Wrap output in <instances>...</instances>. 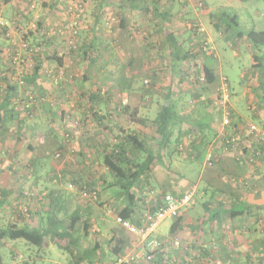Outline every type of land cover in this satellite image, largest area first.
<instances>
[{
	"label": "crops",
	"instance_id": "0c3cea01",
	"mask_svg": "<svg viewBox=\"0 0 264 264\" xmlns=\"http://www.w3.org/2000/svg\"><path fill=\"white\" fill-rule=\"evenodd\" d=\"M31 1L42 4L45 0ZM63 1L65 0H58L57 2ZM133 1L125 3V8L122 9L119 17L123 19L124 24L123 27H119L118 42H115L108 49L109 56H111V51H113L111 48L113 47L116 53L123 58L119 63L118 58H113V60L105 58L106 60L99 61L101 64L96 63L100 60V57L98 58L100 51L96 45L98 42L97 35L95 34L98 27L94 26L95 19L99 17L97 14L91 19L92 33H89V42H91L89 44L95 53L93 54L96 55L95 63L91 68L87 66L86 75L83 74L81 78L75 81L83 87H88L90 84L100 87L106 85V83L99 81L101 75H107L105 78H107L111 93L101 95L98 92L91 93L89 91L90 93L85 95L86 97L82 96V99L75 100L76 104L74 105L73 102L68 111H56L53 107L54 101L50 102L53 97L49 99L50 103L47 102V106L43 107L44 113L49 115L50 121L51 118L57 120V124L60 123L59 119L64 121H61L59 127L55 123L53 127V124L48 122L47 125L49 126L43 132L36 131V126L32 125L24 133L27 134V138L32 139L31 145L28 147L33 151L41 146L39 141L37 142V134L41 137L40 141L44 151L61 149L64 155L60 158V166H56L53 162L47 164L48 170L46 168L42 175H36L35 170L29 174L28 178H35V180L33 178V184L43 182L41 178L46 180L49 186L45 187V191L25 193L26 190L20 189L19 193H5L6 197L1 196L0 226H6L8 223L30 227L43 226L46 223L47 215L55 213L57 217L62 219L58 234L46 236L39 250L44 251L43 254L46 258H53L52 252L56 251L55 247H58L60 250L58 249L57 252L62 250L70 255L69 258L64 257L67 264H110L125 251L136 248V237L118 223L116 227L110 228L105 221L106 218L102 216L100 218L102 222L98 224L99 226L95 222V219L100 217L102 210L106 209L114 218V215L118 214L127 203L118 190L115 189L114 192L110 190L114 187L108 185L113 180V175L104 166L103 159L106 152L111 151L110 149L113 148L115 142H118L128 132L137 134L139 141L146 149L156 147L159 139L155 137V126L152 124V120L158 110L157 102L164 100L168 88L172 87L169 101L175 103L176 113L181 122L173 128L170 141L167 143L168 146L165 149L162 147L160 157L152 160V169L147 174H142L140 179L146 180V186H151L159 191L156 196H159L157 199L168 192H173L172 194L176 196L188 191L194 192L195 203L180 212L178 216L181 219L179 228L174 233L170 232L168 236L179 237L184 246L197 245L199 248L201 247L203 255L198 258L193 256L194 258L191 259L185 256L188 251L186 249L180 252L168 248L166 251L158 253L155 260L148 264H212L211 258L220 259L223 264H264V249L260 248V246H264V242H262L264 234L259 226L261 218H264V142L255 139L246 131L248 122L237 111L238 100H235L233 104L230 102L227 104L230 125L225 126L224 130L227 135L236 136L237 147L227 150L220 132L219 116L224 110L216 103L218 95L215 90L218 88L217 85L224 78L228 81L218 66H215L218 59V47H221L220 44L216 43V38L225 40L226 44L232 47L234 39L240 37L237 34H231L234 30L232 28L229 29L221 25L217 29L215 23L219 22L218 14L213 11L214 7L208 5V1L205 2L207 4L205 20L201 14L199 18L205 26V35L210 51L205 52L207 56H202L203 61L199 58V62H205V64L213 67L218 77L214 83L204 84L201 81V76L196 73V70L200 69L201 63L196 66L194 61L188 59L183 62L181 69L173 62H169L167 54L171 38L176 40L177 47L182 52L190 50L194 55L195 53L200 54V41H198L197 36L178 25V22H181L182 25L187 16L195 17V0ZM232 1L240 0H221L224 9ZM18 2L22 3V0L5 2L8 7L6 11L8 18H11L12 15L10 14L14 12V9L9 8V6ZM132 6L134 7L130 8ZM3 11L5 13L4 9ZM117 11L118 8H116V14ZM52 13V10L49 9H44L42 14L38 13V17H40L38 21L45 28L41 29L42 31H47L51 25L49 22H53ZM91 14L93 17L94 13ZM141 30L144 32L142 35L140 34ZM37 35L39 34H36V39ZM50 38L52 41L50 40L49 44L57 45L56 40L52 39L53 37ZM138 52L154 56L151 57L152 60L148 56L144 59L139 56ZM3 54L2 48L1 56L3 58L0 59V69H5L6 66L10 67L8 63L4 62L3 59L6 55ZM153 60L154 63L149 66L148 64ZM145 63L147 64L146 67ZM56 65H58L57 62ZM90 69L96 74L93 75ZM187 69L189 70L187 71ZM135 70L138 72L136 73ZM192 71L194 73H190ZM166 72L170 73L168 81L162 80L159 76ZM178 74L187 79L184 80V84V78L177 79ZM135 75L149 77L151 90L141 93L134 81ZM29 76L30 78L34 77V83L40 84L38 80L39 78L42 79L39 77V71H33ZM241 76L244 77V74L242 73ZM185 85H190V88L183 89L181 87ZM257 85L258 89L261 88L258 92L261 94L253 93L250 89L252 93L248 108L252 117L264 121V82L261 87H259V83ZM246 91L248 92V89ZM197 95L198 97H196ZM188 99L194 100L189 101ZM149 102H154V106L145 104ZM181 102L183 105L179 106L178 103ZM187 102L191 104L185 106ZM124 105L129 107L130 112H122ZM89 108H93V112L88 111L89 113H87L86 110ZM72 118L79 119L82 127L72 129L71 138L67 140L63 137V133L67 132V122ZM16 124L19 125V123ZM20 126L22 125L20 124ZM258 126L264 129V122ZM21 130L26 129L22 127ZM204 138L207 139V142H203ZM131 147L127 146L138 155L141 162L144 161L143 150L139 154ZM210 147L214 152V162L212 166H205L204 153ZM41 159H43L42 154L30 153L26 163L28 166L36 165ZM45 173L46 176L44 177ZM145 177L147 178L145 179ZM89 179L91 180L88 182ZM85 182L87 184L92 182V186L97 187L98 193L94 199H87L86 201L79 196L80 190L87 189L86 191H89L87 184H84ZM42 185L44 186V184ZM101 191L103 193H100ZM146 195L147 193H135L134 214L128 219L134 224L145 210L142 197L144 196L147 201ZM236 204L247 211L232 218V210H237ZM76 211L81 213L77 218L76 226L73 230L68 229L70 216ZM178 217L174 218L173 222ZM64 229L70 235L63 238L59 233ZM75 232L84 237V244L86 242L87 248H81L84 244H80V238L73 241L72 236ZM260 234L263 238L259 237ZM114 236H124L123 238H125L121 254L113 255L112 253V242L109 244V241ZM214 244L217 246L216 250L211 249ZM203 245L205 247H202ZM31 246L19 239L5 241L0 250L3 258L2 264H9L4 263L5 257H11L20 264L27 261L36 263L35 259L41 258V256L37 251L34 258L35 252ZM30 252L33 253V256L29 254ZM163 258L167 260L166 263L161 261ZM186 259L188 260L186 261ZM66 263L64 262V264Z\"/></svg>",
	"mask_w": 264,
	"mask_h": 264
},
{
	"label": "rangeland",
	"instance_id": "374dc122",
	"mask_svg": "<svg viewBox=\"0 0 264 264\" xmlns=\"http://www.w3.org/2000/svg\"><path fill=\"white\" fill-rule=\"evenodd\" d=\"M205 2H207L208 5H210L211 7H214L213 11L216 14L220 15L221 13L225 11L229 13L230 16H233L236 19L238 26L235 30H233L231 34H234V35L238 33L243 34V36L240 37L239 39H234L235 41H233L232 47L228 46L225 40L219 37L216 38V43L220 44L221 47H218V51H217L218 59H217V64H215V66L216 67L218 66V69L220 70V72L224 76H226V78L228 79L230 96L227 101V104L229 102L233 104L235 100H238V103L236 104L238 108L237 111L245 118V120H247L248 123H256V125L258 124L261 126L264 121L251 116V111L248 108V102L250 100V96H251L250 94L252 93V91L253 93L256 92L257 94H259L258 92H260L261 88H259V91H256L258 90V87H257L258 82L259 83L264 82V79H263L264 78V46L254 45L252 41L247 38L246 34L251 30H254V31L264 30V0H245V1H236V2L232 1V3H230L229 6H225V9H224V6H222L221 0H213V1L195 0L194 6H195V10H196L195 13L197 15V18H196V15L195 17L187 16L183 24L181 25V22L180 23L178 22V25H180L181 28L183 26L184 29L187 30L185 26L186 21L196 19L198 22H200V18H199L200 14L203 16V19H204V15L206 12L205 9L207 8V4H205ZM18 3L11 4L9 8L14 9L15 13H17L16 11L17 9H19L22 15H26L25 13L27 12V10L25 11V7L23 3H20V2ZM30 3H32L34 7L30 6L31 12L29 13L27 20L25 21L26 25L24 27L19 26L20 29L18 30L16 29L17 27L15 26V24H13L12 20L9 21L6 18L2 17L4 21L6 22L8 21V28H7L6 36L9 37L10 39H8L5 35L0 36L1 38L0 42L3 43L2 44L3 51H4V54L6 55L3 59L4 62L6 64L7 63L10 64L12 62V58L10 57V54H12L11 56L16 54L18 56V61H19L17 63L19 66L21 65V68H23L22 69L23 76L24 75L29 76L30 74H32V72L34 71V67H35V63L33 64V62L37 58H34V56H31V52L28 48L22 47V44L24 43L22 36L25 33H28L29 29L36 27L35 22L38 20V18H40L38 17V13L42 14L44 12V9H46L42 7L40 3H35L33 1H31ZM199 3H201L202 5L200 9H198ZM78 4L80 5L79 8L81 9V11L78 9ZM5 5L6 3L3 0H0V9H1L2 14L4 13L3 9L5 10V14H6L8 7L7 5L5 7ZM55 7L56 9L52 11L53 13L51 16V18L53 17V22L52 23L49 22V24L51 25L50 27H48L47 31L50 37H53L52 39L56 40L57 45L50 44L47 47L45 43L41 42L40 50L37 52L38 58L41 57L40 59L41 68L39 70V77H41L42 80H40V78L38 80L40 81L38 82L40 84H36V83L28 84L25 81L23 83H18L16 81L17 72L11 77H12V80L14 82H17L18 84L17 90L19 92V99H22L24 97L25 91L28 88H30L31 92L35 94V97L36 99H38V101L39 100L41 101L42 98L51 99L53 97V101H54L53 107L56 111L57 110L68 111V108L71 109V105H73V102H74V105L76 104L75 100H80L83 97H86L85 95L90 93L89 91H91V93L98 92L101 95H104V94L111 93V90L109 89L107 78H105L107 77V75L105 76L103 74L101 75L100 77L101 80L99 81L100 82L102 81V83H106V85H103L100 87L94 84H90L88 87H83L79 82H78L79 84L75 82L79 78H81L83 74L86 75L85 73L86 69L84 68V65L80 62L79 57L77 56V51L74 52L73 51L74 49L69 50L68 43H67V38L68 37L70 38L71 36L75 34L73 33L74 30L76 32L75 40H74L76 41L75 43L76 50H77L78 43L82 42L83 39L89 41L90 39L89 33H92V29L90 26V24L92 25L91 19L96 17L95 15H97V13H100L99 9L95 7V5L93 4L91 0H85L84 2L82 0H65L61 3H58L57 6ZM103 11L104 12H101V14H99L101 16L99 17L101 22L98 23V26H97L98 28L95 31V34L97 35V41H98L96 45H97L98 50L100 51V54L98 56V58L100 57V60L96 61V63L101 64V62L99 61H103L105 58L107 60L109 58H111L112 60L113 58L115 59L118 58L119 59L118 63H119L123 57H121L120 54H117L115 49H113V47L111 48V50H113L114 53L113 51H111V56H109V50H108L110 49L109 47H111V45H114L115 42H118V39H117L118 32H120L119 26H118L119 18L116 16L117 15L116 7L114 6V4L109 2L108 5L103 7ZM12 13L10 15H13ZM91 13H94L93 17ZM111 18H113L115 25L112 28H108L106 22L104 24V20H110ZM72 24H73L74 29L71 27ZM65 26H67L68 28H66ZM61 27L62 29L63 28L66 29V32H64L63 35L59 33V30ZM143 30H141L140 32L141 35L144 33ZM196 36L198 38V41L202 40L199 35H196ZM27 42L28 44H30L29 39H27ZM34 43L33 41H31L32 45ZM233 51H235V54H233ZM140 52H138V54H140ZM122 54H123V51H122ZM253 55L259 56L262 61L261 66L257 70H255L252 67L254 63ZM139 56H142L145 59V57H147L148 54L142 53ZM152 56L154 55L149 54L148 58L152 60L151 59ZM53 57H62L63 59L62 62L63 63L66 62L67 64L70 65L69 66L70 69L71 68L73 69L70 71L72 75L74 74L71 81L61 80L60 83L55 84L52 82L51 78L47 75V72L45 73V70L49 68L52 69L56 66L55 59H52ZM153 63H154V60L152 62L150 61L148 65L150 66ZM146 66L147 64L145 65V67ZM14 68L16 69L15 71H17V64H14ZM65 70L68 71L66 67H65ZM137 72L138 71H136V73ZM91 73L93 75L96 74L95 71H91ZM190 73H194V72L192 71ZM242 73L244 74V77L241 76ZM258 73L261 74L262 77H260L261 80L257 81V78H259ZM159 76L162 78V80L168 81L170 73H167V72L162 73ZM134 77H135L134 81L137 83V86L139 87V90L141 91V93L147 92L148 87L150 88V78L147 76L143 77V75H138V76L135 75ZM90 78L92 79V77ZM21 79H22V76H21ZM144 79H148V86L144 84ZM184 80L186 81L187 79L184 78L183 81ZM185 81L183 82V84L185 83ZM191 84L192 82L190 83V85ZM190 85H185L181 87L183 89H188L190 88ZM2 86H3V83L0 80V94H1ZM45 88H49V89H45ZM247 89L249 93L246 91ZM250 89H252V91ZM215 91L217 92V89ZM217 95H218V92H217ZM48 99L47 101L39 102L41 104L39 103L36 104L30 110L29 114L24 113V110H22L23 111L22 113H24V115L19 113L18 118L14 122L10 123V130L0 131V160H2V163L0 165V167L2 166V169L0 172V191H2V189H7L9 193H14L12 192L11 189H13L14 191H19L21 189V190H26L25 193H41L45 191L46 186H49V184L46 183V180L44 178H41L43 182H40L38 184L36 182L35 184H33L32 181L34 177L28 178V176L34 170L36 172V175H42L44 171H46V168L48 170V167H46L47 164L49 165L54 162L56 166H58L61 163L59 157H55V155L58 153V150H55V151L52 150V152L48 150H47L48 152L46 150L44 151L42 142L40 141L41 137L39 134H37V137H38L37 142L39 141L38 143H40L41 146L38 149H35L36 151H33V149H30L28 147V145H31L32 139L27 138V134L24 133V131H27L28 127L32 125L36 126V129H35L36 131L40 130L43 132L49 126L47 125L48 122L50 124H53V127L55 126L54 123L57 124L56 123L57 120L51 118V121H50L49 115L47 116V114H45L43 111V107L46 104H48L47 102H49ZM192 100L194 99H190L189 101H192ZM189 103L190 102H187L185 103L186 105L185 104L184 105L188 106L191 104ZM145 104L147 106L148 105L152 107L154 106V102L152 103L149 102ZM178 104L179 106L183 105L182 102ZM87 105H88V102H87ZM179 108L181 109V107ZM88 111L93 112V108H89L88 110H86L87 113H89ZM226 111L229 112L227 106H226ZM220 114L221 115L219 116V118L221 119L223 112ZM228 116H229V113H228ZM61 121H64V120L59 119L60 123L57 124L56 126L59 127V125L61 124ZM68 122H69L68 123V129H69L71 123L70 121ZM16 123H19V125L21 124L22 127H25L26 129V130H20L21 131L20 135H18L15 132V127L17 125ZM35 152L37 154H42L43 159L38 161L36 165L28 166L26 163V159H28L30 153L35 154ZM11 156H14L15 163H16L15 169L13 170L14 174L9 173L7 168H5L6 163L12 160ZM45 156H47V158H44ZM45 176H46V173L44 174V177ZM41 183L44 184V186ZM64 184L66 183L64 182ZM115 189L117 190L116 187H112L110 190L114 192ZM100 193H103V192L101 191ZM101 216L106 218L105 221L107 222L108 227L113 228L117 226V222L114 220L113 216L107 212L106 209L102 210V213H100V217L95 219V222L97 225L102 222V220L100 219L102 218ZM261 219L262 220L260 221L259 226L260 228H262L263 230L262 232L264 234V223L262 222L264 221V218H261ZM172 222H173V219H165L164 221H162L157 227L156 231L153 233V235H151L150 238H160V237L168 236L170 234V226ZM259 237L263 238L261 234ZM74 238H80V241H79L80 244H84V237L79 236L78 232H75ZM262 242H264V240ZM31 248L34 249V252H35L34 256H33V253L30 252L29 254L31 256L35 258L37 251L39 252V255L41 256V258L35 259L36 264H64V262L66 263V260L64 259V257L65 258L70 257V255L65 251L61 250V252H57V250L59 249L58 247H55L56 251L52 252V257L55 259L50 258V257L46 258L43 254L44 251L39 250V248L35 246H31ZM81 248L82 249L87 248L86 242L83 246H81ZM260 248L264 249V246H260ZM197 251H199V246L191 245V250H188L187 254L185 255H187L190 258H194L195 253ZM202 253L203 252H201V254ZM55 254H57L58 256H56ZM4 263L20 264L19 262H16L11 257H8V258L5 257ZM212 264H214V259L212 260Z\"/></svg>",
	"mask_w": 264,
	"mask_h": 264
},
{
	"label": "trees",
	"instance_id": "16d2710c",
	"mask_svg": "<svg viewBox=\"0 0 264 264\" xmlns=\"http://www.w3.org/2000/svg\"><path fill=\"white\" fill-rule=\"evenodd\" d=\"M3 1L8 2V0H3ZM57 1L58 0H45L44 2H42L41 5H43L42 7L49 9L50 11L51 10L54 11L56 9L55 6H57V4H58ZM82 1L84 2L85 0H82ZM91 1L95 5V7H97L100 11V13H97L98 15L101 14V12H104L103 7L108 5L109 2L114 4V6L116 8H118L117 15H116L118 18L121 16L122 9L125 8V3L127 1L128 2H134L133 0H91ZM240 1H245V0H240ZM22 3L25 7V11L27 10V12L25 13L26 15H22V13L19 11V9H17V11H16L17 13H15V14L13 13L11 18H8L5 13H3V14L1 13V9H0V15L9 21L12 20L13 24H15V26L17 27L16 29H18V30L20 29L19 26L24 27L26 25L25 21L27 20L28 15L31 12L30 6L34 7V5L32 3H30V0H22ZM133 7L134 6H132L130 8H133ZM22 12H23V10H22ZM99 17H101V16L99 15ZM99 17L95 19V25L94 26H98V23L101 22ZM218 18H219V22L215 23V27L217 29H219L220 26L222 25V26H225L226 28H229V29L232 28V30L233 29L235 30L238 26L236 19L233 16H230V14L227 12L221 13L220 15H218ZM105 22H106V20H104V24H105ZM7 23H8V21H7ZM118 23H119V25H118L119 27H123V24H124L123 19L119 18ZM35 25H36L35 28L29 29L28 33H25L22 37H23L24 43L26 44V48H28L31 52V56H34V58H37L34 60L33 64L35 63L34 72H38L41 68V64H40L41 63V61H40L41 57L38 58V55L34 51L33 47H40L41 42L45 43L46 46L48 47L50 45L49 43L52 40L50 38L48 31H46V30L42 31L41 30V29H45L44 25H42L41 22H39L37 20L35 22ZM7 28H8V24L6 26L0 25V36H2V35L6 36ZM36 34H39V35H37L38 40L35 37ZM30 35H31V38H30ZM237 35L239 37L243 36L242 33H238ZM246 36L248 39H250L252 41V43L254 45L264 46V30H262V31L251 30L246 34ZM7 38L10 39L9 37H7ZM27 39H29L30 44H31V41H33V43L34 42L35 43L33 45L32 44L30 45V44H28ZM89 43H91V42L83 39L82 42L78 43L77 50L76 49L73 50L74 52L77 51V56L79 57L80 62L82 64H84L85 69L87 66L92 67V65H94V63H95L94 60L96 58V55H94L95 53L92 51V49L90 47L91 44H89ZM2 44L3 43L0 42V58H3L1 56L2 48H3ZM167 50H168L167 54H168L169 60L171 62H173L175 65H178L179 67H181L183 62H186L188 59L194 61V63H196V66L201 63L200 69L198 70L196 68L197 69L196 73H198L199 76H201L202 83L212 84L216 81L218 75H217L216 71H214V68L208 64H205V62H203V63L199 62V58L203 61V57L207 56L206 53L204 51H202V49L200 50V54L203 53L201 56H200V54H197V53H195V55L192 54L190 52V50L189 51L185 50L182 52L181 49H179L177 47L176 40L174 38H171L169 40V47L167 48ZM8 55H9V53H8ZM11 55L12 54H10V57L12 58ZM54 59L58 64H63L62 57H54ZM253 60H254V63H253L252 67L255 70H257L261 66L262 61H261L260 57L256 56V55H253ZM9 66L10 67L6 66L5 69H3V68L0 69V80L3 83V86L1 88V94H0V131L10 130V123H12L15 119L18 118L19 113L24 115V113H22L23 111L20 112V108L16 109V107H15V101L19 97V92L17 90L18 84H17V82H14L11 79V76L14 75V72L16 69L14 68V64L12 62L9 64ZM181 69H182V67H181ZM188 70L189 69H187V71ZM173 71H174V69H173ZM185 73H188V72H185ZM258 75H259L258 80H261L260 79V77H262L261 74L258 73ZM21 76H22L23 82L25 81L28 84H32V83L34 84V81H35L34 77L30 78V76H27V75L23 76L22 73H21ZM153 78H154L153 80H155V77H153ZM181 78L183 79L185 77L183 75L178 74L177 79L179 80ZM198 80H199V78H198ZM225 81L228 84V81L226 79H225ZM151 84H153V82H151ZM259 84L261 87L262 83H259ZM228 86H229V84H228ZM151 87L152 86H150V88L148 87V90H150ZM171 91H172V87L168 88V91L166 92L165 99L157 102V109L158 110H157L155 117L152 120V124L155 126V128H154L155 137L157 139H159L156 143V147L153 146V148L149 147L146 149V147L144 146L145 147V149H144V147L142 146V143L139 141V136L135 133L133 134L131 132H128V134L123 135L118 140V142H115L113 148L110 149L111 151L106 152V154L104 156V159H103L104 166H106V168L109 170L110 174L113 175V180L110 181L108 185L116 187L117 190L119 191V193H121V195L127 201L125 207L122 208L118 212V215L123 219L128 220L134 214L133 213V205L135 202V200H134L135 193H137V192L138 193H147L148 190L154 189L151 186H146V184H145L146 180H142V179H140V177L142 174H147L152 169V160L154 158L157 159L160 157L162 147H164V149H165L168 146L167 143L170 141V136L172 134L173 128L178 123L181 122V120L178 117V114L176 113L175 103L169 101ZM256 91H259V89ZM198 95L196 97H198ZM39 104H41V103H39ZM24 110L29 111V108L24 109ZM122 112H126V113L130 112L129 107L127 105L126 106L124 105L122 108ZM130 115L132 116L133 114H130ZM139 120L141 121L142 119H139ZM21 127L22 126H20V125H16V127H15V132L18 135H20L19 132H21L20 131ZM177 137H176V139H177ZM70 138H71V133H70ZM203 142H207V139L204 138ZM126 145L129 147L133 146L131 148H133L139 154H141V150H143L142 152L145 155L144 161L141 162L138 155H136L131 149L127 148ZM50 152H52V150ZM58 153H59V156L55 155V157H59V159H60L61 156H63L64 154L62 153L61 149H58ZM11 157H12V160L10 162L6 163L5 168H7L9 173L14 174L13 170L15 169L16 163H15L14 156H11ZM147 157H148V159H147ZM1 163H2V160H0V165H1ZM1 169H2V166L0 167V172H1ZM145 176H147V175H145ZM146 178L147 177H145V179ZM90 180L91 179H89L88 182ZM84 184H87V183L85 182ZM92 185H93V183L90 182L86 186L88 187V190L90 192L95 191L97 194L98 193L97 187L96 186L93 187ZM105 185H106V183H105ZM11 190L14 193L20 192V191H14L13 189H11ZM83 190H85V189H83ZM154 190L157 193H159L158 190H156V189H154ZM80 191H82V190H80ZM5 193H9L8 190L2 189V191H0V197L1 196L6 197ZM79 196L81 197V195H79ZM177 196H180V195H177ZM81 199H83V198H81ZM156 199H157V197L152 201V204L149 207L150 210H154L156 208V203H154V201ZM83 200L87 201V199H83ZM142 201H143L144 206H145L144 209H146L147 204H146V200H145L144 196L142 197ZM156 201H159V199H157ZM0 204H2V202H0ZM236 206H237L236 207L237 210H235V209L232 210V218L239 216V215H242L244 212L247 211L246 209H242V207L239 204L238 205L236 204ZM143 212H142V214H143ZM80 214H81L80 212L76 211L70 216V223H69L68 229H71V230L74 229V227L76 226L77 218L80 216ZM142 214L139 217L140 219H138V221H136V223H135L138 226L142 225ZM180 220L181 219L178 217L174 222H172V224L170 226V232L171 233H174L175 231H177V229L179 228ZM45 222L46 223L43 226H37V227H30L27 225H25V226L17 225L15 223H8L6 226H0V250H1L2 244L5 241L18 240V239L25 241L28 245H32V246L39 248L42 244L43 239L46 236L58 234V230L60 228V224L62 223V219L57 217V215L55 213H50L47 215V219ZM60 234L63 238L70 235L66 229L62 230L61 233H59V235ZM123 237H120V236L115 237L114 236L110 239L109 244L112 242L111 245H112L113 255H117L119 253L121 254L123 252V251H121L122 245L125 242V238H123ZM72 238L74 239L73 241L76 240V238H74V236H72ZM201 257H202V255H201ZM197 260H200V259H197ZM2 262H3V258H2L1 252H0V264H2ZM23 264H36V263L27 261V262H24Z\"/></svg>",
	"mask_w": 264,
	"mask_h": 264
},
{
	"label": "built area",
	"instance_id": "2783aa9c",
	"mask_svg": "<svg viewBox=\"0 0 264 264\" xmlns=\"http://www.w3.org/2000/svg\"><path fill=\"white\" fill-rule=\"evenodd\" d=\"M198 9L202 6L201 3L198 4ZM71 6V5H70ZM80 5L78 4V9L81 11L79 8ZM8 23L3 20L2 16L0 15V25L1 26H6ZM106 24L108 28H112L115 25V22L113 18L110 20H106ZM185 26L187 30L195 33L196 35H199L201 37V41L199 42L200 49L202 51L207 52L210 51V47L208 46V40L207 37L205 36L206 29L204 26L198 22L196 19L186 21ZM68 28L67 26H65ZM73 28V24L71 25ZM75 27V25H74ZM74 29V28H73ZM66 32V29L62 27L59 30V33L63 35V33ZM73 33L76 34L75 30ZM75 34L71 36L70 38L68 36L67 38V43H68V49H75L76 48V41L75 40ZM22 47H26V44L23 43ZM26 49V48H25ZM34 51L37 53L40 50V47H35L33 48ZM18 56L15 54L12 56V63L17 64V71H15L14 74L17 72V82L18 83H23L21 79V73L22 69L21 65H18ZM68 66V67H67ZM70 65L64 62L63 64H58L54 68H49L45 70V73L47 72V75L51 78L52 82L55 84L60 83L61 80H72L73 75L70 73L72 68L70 69ZM65 67L68 69L65 70ZM12 79V77H11ZM144 84L148 86V79H144ZM218 92V97L216 98V103L221 106L224 110L222 117L220 119L221 122V129L220 132L222 133V140L223 143H225V148L228 149H235L237 147V139L236 136H229L226 134L224 128L225 126L230 125V118L228 116V113L226 111V106H227V101L230 96V89L227 84V82L222 79L220 84L218 85L217 88ZM48 98H42L41 101L36 99L35 94L31 92V89L28 88L25 91L24 97L22 99H18L15 101V107L16 109L20 108V111L24 109H28L29 111H25L24 113L30 112V110L39 102L42 101H47ZM49 100V99H48ZM53 100H50L52 102ZM69 122H67L68 124ZM70 128H67V132H64V138L69 140L70 138V133L72 129L75 128H81L82 123L80 122L79 119L77 118H72L70 120ZM246 131L253 136L255 139L259 141L264 142V129H261L258 125L255 123H248L246 125ZM56 156H59V153L56 154ZM214 162V152L212 150V147L208 148L206 153L204 154V165L205 166H212ZM81 192V197L83 199H94L96 197V192L92 191H86L82 190ZM158 193L154 190L151 189L147 192L146 195V204L147 208L144 210L142 214V225L138 226L131 221L127 219L121 218L118 214L114 215L115 221L121 225L124 229H126L129 233L133 234L136 239V248L130 249L128 251H125L121 255L118 256V258L111 262L110 264H148L151 261L153 262L156 258V255L160 252L166 251L168 248L170 249H175L176 251L181 250H191L190 246H184V244L181 242L179 237H170V236H165V237H160V238H150L151 235L156 231L157 227L159 224L164 221L165 219H174L179 216L180 212L186 210L190 206H192L195 203V197H194V192L193 191H188L180 196L173 195L172 193H164L159 201H156V208L154 210H150L149 207L152 204L153 198L156 197ZM158 198V197H157ZM264 223V221H262ZM202 247H205L203 245ZM200 250L195 253V258L201 257L203 252L201 250V247L199 248ZM212 250H216L217 246L214 244L211 247ZM188 257L187 255H185ZM210 257V256H209ZM192 259V258H191ZM188 259H186L187 261ZM213 258H211V263H212ZM162 262L166 263V259H162ZM175 261V260H173ZM193 261V260H192ZM214 264H223L220 259H214Z\"/></svg>",
	"mask_w": 264,
	"mask_h": 264
}]
</instances>
